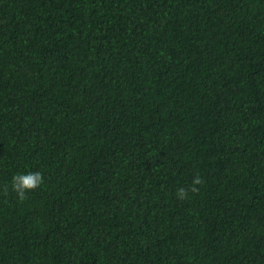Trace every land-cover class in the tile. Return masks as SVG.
<instances>
[{
  "label": "trees",
  "instance_id": "1",
  "mask_svg": "<svg viewBox=\"0 0 264 264\" xmlns=\"http://www.w3.org/2000/svg\"><path fill=\"white\" fill-rule=\"evenodd\" d=\"M0 264H264V0H0Z\"/></svg>",
  "mask_w": 264,
  "mask_h": 264
},
{
  "label": "clouds",
  "instance_id": "2",
  "mask_svg": "<svg viewBox=\"0 0 264 264\" xmlns=\"http://www.w3.org/2000/svg\"><path fill=\"white\" fill-rule=\"evenodd\" d=\"M43 173L39 170H28L25 172L15 173L11 178V187L16 194L23 199L27 192L38 188L43 183ZM200 178L194 177L192 180L191 191H197L196 185L200 184ZM188 194V190L184 187L177 189V195L179 198H185Z\"/></svg>",
  "mask_w": 264,
  "mask_h": 264
}]
</instances>
